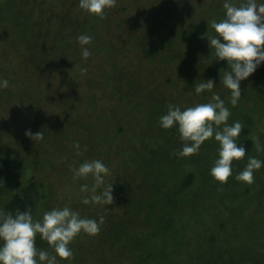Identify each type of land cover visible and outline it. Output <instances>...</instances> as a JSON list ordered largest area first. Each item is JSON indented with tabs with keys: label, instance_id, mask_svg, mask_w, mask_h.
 <instances>
[{
	"label": "trees",
	"instance_id": "trees-1",
	"mask_svg": "<svg viewBox=\"0 0 264 264\" xmlns=\"http://www.w3.org/2000/svg\"><path fill=\"white\" fill-rule=\"evenodd\" d=\"M19 1L21 4L16 7L15 0H0V30L9 27L4 31L3 39H12L14 44L16 43V46L13 44V52L16 51V53L18 52L23 56L12 75L14 80L16 79L15 74L20 76L21 80L16 86V96L22 98L19 100L18 105L26 107L23 101L26 96L32 94L31 90H33L32 85L29 84L27 87L28 81L34 83L32 79L35 80L36 76H41V74L34 76L28 71L29 65L34 67L32 68L33 72H47L45 69L51 65L60 68L59 73L61 75H66L68 71L75 70V76H82L81 80H83V76L88 74L89 78L85 77V80L87 90L91 91L88 96L90 104H94L92 107L96 110L94 116L97 121L105 119L108 123L110 122L111 130L108 133L112 135V138H110L111 142L108 146L110 148H105L106 156L110 151L111 154L113 151L117 157L118 152H128L127 156H119L118 160L110 165L109 173L105 176L106 184L113 182V201L107 204L109 206H105L107 209L104 207L100 212L104 216V222L101 223L99 231L88 236L89 238L79 240L76 245L70 246L73 254L67 258L58 257L61 264H71V262H74V264H147L148 261L157 264L154 261L157 259L154 253L165 256L167 258L165 264H264V240H262L261 231L258 229L253 232L249 228L251 226L244 225L245 222H235L233 218L232 221L234 222L225 217L223 225L206 227L201 236L196 233L194 238H203V244L196 243L195 251L193 254H189L187 258H174L182 250L172 251L167 249L168 243L173 240L188 237L187 222L190 224V219L200 220V217L196 218L195 215L194 218H189L185 213L187 206H191V211H194V207L201 199L195 197L192 192L188 193L187 191L198 180V171L193 170L200 168L195 166V168L187 169L186 172L180 170L182 173L176 177L178 183L169 185L166 188H162V182L166 183L170 179L174 180L175 171L172 174L170 173L171 177L170 174L164 176L166 170H162L156 176L151 177L153 169L151 168L150 159L148 161V157L143 152L145 148L143 137L145 134L152 135L149 129L155 128L153 123L156 125L157 123L155 119L146 118L144 120V118L148 112L152 115L160 103L150 102L153 99L151 97L152 93L148 91L144 84L145 80L142 74L139 71H131L128 67L129 55L136 56L138 62L146 65L149 64V61H153L149 55L151 50L152 52L158 51L157 55L158 53L162 55L176 54L168 59L179 60L177 63L179 68L183 66L187 68L184 70L185 72L183 71V75H186L184 77L186 87L194 90L195 82L212 77L216 83L209 93L210 95L213 92L219 93V88L223 86L222 76L225 67H227V62L226 59H215L214 53H212L213 50L210 49L207 37L204 35V33L215 34L214 29L211 28V25L209 28L205 27L204 23L207 24V20L213 17L218 20L223 17V0H206L200 7L195 5V0H189L188 5L183 3V6L180 7V14H178L179 8H177L175 12L170 11L169 14L164 15L159 6V12H156L159 16H149L146 19L150 20L152 25L156 27L163 23L170 24L168 34L171 33V35L166 37L164 32H158L160 35L158 40L151 38V35L155 34L154 31H149V36L143 32L141 26L139 28L136 24L135 31L130 30V19L126 17L123 21H117L116 29L111 30L109 25L103 23L101 16L81 9L78 0H60L64 13L57 16L61 18L60 21H57V26L53 24L55 11L52 8L54 6L52 2L54 0ZM123 2L124 4L133 2L135 5H139L142 0H115V3L107 7L105 12L110 9L121 14L125 9L121 5ZM155 2L157 1L155 0L152 3ZM233 2L239 3V0H233ZM136 11H138L136 16L141 21L140 15L143 16V12L139 9V6ZM183 11H185L184 14L188 19L185 22H182ZM48 12L50 15H48ZM202 12H204V15H201ZM65 13L72 16L75 13L79 17L80 14L83 15V22L81 21L83 32H81L92 36V42L90 41L87 45L92 53L90 55L97 57V63L92 64L93 68H88L83 63V66L72 69L70 65L72 60L69 59V56L74 57L75 55L77 57L81 44L77 40L79 33L73 34V41L71 40V34L64 28L66 17L69 16ZM161 13L163 14L160 16ZM97 19H100V21H97ZM159 19L164 22H159ZM75 20L77 19H73L72 22H75ZM142 21L146 22L145 19ZM62 22L64 25L62 27L58 26ZM180 24H191V28L189 31L184 30L182 33L177 34L174 27ZM97 26H99L98 31L96 30ZM155 41L159 43L158 46L154 44ZM143 42H146V46ZM74 43H76L75 49H70ZM22 46L23 48L18 51L17 48ZM140 50H144V52L142 53ZM189 52H191L190 56L183 58ZM0 58L3 59L1 55ZM81 67H86L87 70L81 72ZM9 69L11 70L12 67L6 68L8 72ZM217 73L220 74L219 77L217 75L214 78L213 75ZM3 77L8 79L9 76L4 74ZM73 78L74 76L71 75L66 82L72 81ZM39 80L42 81V79ZM5 88L7 89V87ZM3 91L5 90L3 89ZM227 91L230 92L229 89ZM241 91H245V89H241ZM55 92L52 94L56 95ZM202 93L205 96L208 95L205 90ZM132 95L133 97H131ZM224 101L229 108L232 106L229 100H226V97ZM262 101L264 102V100ZM153 107L156 109H153ZM31 108L28 106L23 110L28 112ZM146 108L148 111L145 113V110H140ZM238 117L242 124V130L237 140L244 143L247 152L239 160L234 159L233 169L240 168L244 165L248 156L255 154L258 143L254 132L257 131L259 121H253L251 115L246 111H240ZM135 127L137 129L141 128V131L136 132ZM118 132H124L127 139L120 140ZM131 133L133 138L128 139ZM93 134L98 135V133L95 134V130H93ZM175 137H178L177 133H175ZM98 138L101 140V135H98ZM120 141L126 143L120 147ZM133 141H138V146L127 148V145L131 146L128 142ZM97 151H94L93 155H98ZM161 154L162 157L170 155V153L167 154V150L162 151ZM198 154L206 155L204 153ZM194 157H196V154H194ZM199 182L209 188L224 183L214 179L210 173L202 176ZM41 189L42 185L34 175H31L25 183L17 182L13 184L11 192H4L5 198L0 197V210L8 211L16 208L23 210L25 206H31L34 217L41 200L44 198ZM148 189H150V192H147ZM96 190L100 191V188ZM215 191L217 190L215 189ZM226 191H224L223 198L220 201L222 206L228 208L226 204L234 197L230 195L231 190L228 191V194L225 193ZM160 192H162L160 197H156V194ZM149 195L152 197L149 199L150 202L148 201ZM125 198L128 200L125 201ZM193 226H190L193 229L192 232L195 231ZM207 229H210L212 233H208ZM217 237L218 240H215ZM242 237L245 243L250 241L251 243L261 244V248L254 251L253 246L243 243ZM207 240H212L213 244L208 247L205 246ZM260 249H262V252H260ZM49 250L54 251L51 245ZM110 251H112L113 257L106 256V253ZM127 254L130 256L128 261L125 260Z\"/></svg>",
	"mask_w": 264,
	"mask_h": 264
},
{
	"label": "rangeland",
	"instance_id": "rangeland-1",
	"mask_svg": "<svg viewBox=\"0 0 264 264\" xmlns=\"http://www.w3.org/2000/svg\"><path fill=\"white\" fill-rule=\"evenodd\" d=\"M153 1L155 0H142L139 5H135L133 2H126L125 4L123 2L121 5L125 8L124 12L119 14L117 11L108 9L102 16V21L113 30L116 29V23H118L119 20L123 21L124 17H126L130 19V30L135 31L136 24L139 28L141 26L143 32L149 36V31H154L155 34L151 35V38L158 40L160 38L158 32H164L165 36L168 37L171 35V33L168 34L170 24L163 23L159 27H156L146 18L149 16L158 17L159 15L156 12H159V6L163 10L164 15L169 14L170 11H172V13L175 12L177 8H179L178 14H180V7L183 6V3H187L188 5L189 0H156L157 2L152 3ZM195 1V5L200 7L206 0ZM52 3H54L52 8L55 11L53 24L57 26V21L61 20V18L57 16L64 13V8L61 6L60 0H54ZM20 4L19 0H15L16 7L20 6ZM212 5H214V3H212ZM138 6L143 12V16L140 15L141 21L136 16L138 12L136 9H138ZM184 12L185 11L182 12V22L188 20ZM162 14L163 13H161L160 16ZM48 15H50L49 12ZM201 15H204V12H202ZM82 17L83 15L81 16L80 14L79 17L75 13L74 16L69 15L66 17L64 28L71 34V40L73 41V34H80L83 32V26L81 24V21L83 22ZM73 19L77 20L72 22ZM143 19H145L146 22H143ZM97 21H100V19H97ZM159 22L164 21L159 19ZM204 24L205 27L209 28L210 24ZM63 25V22L62 24H58V26L61 27ZM99 26L96 27L97 31ZM190 28L191 24H180L175 25L174 31L178 34L182 33L184 30L189 31ZM5 30H0V55L3 57V59L0 58V76L8 74L9 84L7 89L5 87L0 88V197L5 198V193L11 192L13 184L17 182L25 183L31 175H34L37 181L42 185L41 191L44 196L34 218H39L45 210L53 206H63L65 203H68L70 207L78 210L82 216L98 218L102 215L100 212L104 209V206L99 203H92L91 201L89 203H84L81 197L87 193L81 192L79 187L81 183H88L91 185L93 182L92 177L89 174L88 177L73 179L72 166L78 165L85 159L98 157L101 160L103 159V162L110 169V165L116 162L119 156H127L128 152H118L117 157L113 151L112 156L110 151L106 156L105 148H110L108 146L111 142L110 138H112V135L108 133L111 130L109 126L110 122L108 123L105 119L103 121H97L94 116L96 110L92 107L94 104H90L88 96L91 91L87 90L85 80V77L89 78L88 74L83 76V80H81L82 76H75V70L68 71L66 75H61L59 73L60 68L51 65L45 69L47 72H33L32 68L34 67L29 65L27 68L28 71L34 76L39 74H41V76H36L35 80L33 78L32 80L34 83H30L26 80L28 81L27 87L29 84L32 85V94L26 96L23 101L26 107L24 105H18L19 100L22 98L16 96V86L21 80L19 78L20 76H16V74L14 75L16 77L14 80L12 75L23 56L18 54V52L16 53V51L13 52L14 41L12 39H3ZM143 43L146 46V42ZM154 44L156 46L159 45L157 41H155ZM14 45L16 46V43ZM85 46L88 47V45ZM75 47L76 43H74L73 47H70V49H75ZM81 47L82 45L79 46L80 49L77 57H75V55L74 57L69 56V59L72 60L70 61L72 69L83 66V63L86 64L88 68H93L92 64L97 63V57L93 55L83 57L81 55ZM22 48L23 46L17 48V50L19 51ZM147 48L149 47L147 46ZM140 52L143 53L144 50H140ZM157 52L158 51H149V55L153 61H149V64L146 65L138 62L136 56L129 55L130 62L128 67L130 68L129 70L135 72L139 71L140 74H142L145 80L144 84L148 88V91L152 93L151 97L153 99L150 102L160 103L157 105V109L153 107V109L156 110L153 113L151 112L152 115L148 112L144 118V120L146 118L155 119L157 125L153 123L155 128L149 129L154 136L144 135L143 133V140L145 143L143 152L148 157L147 160L149 161L150 159L151 161L150 164L153 169L151 177L156 176L157 173L162 170H166L164 176H166V174H172V172L175 171L176 175L174 176V180L170 179L169 182H162V188H166L169 185L177 184L176 177L182 172H186L187 169L195 168V166L200 168L193 170L198 171L197 176L199 181L202 176H206L207 173H210L209 169L214 158L218 154V141L213 138H207L201 144L198 152L186 156L176 155L182 143L178 137H175V133L178 135V132L175 126L170 128L161 127L158 120L159 115L167 110V105L169 103L187 106L198 102H206L211 98L209 93L211 89L205 90L208 93L207 96L202 92L196 93L193 89L190 90L185 85L186 80L184 77H186V75H183L185 72L184 70L187 68L185 66L179 68L177 64L179 60L168 59L176 54L162 55L158 53L157 55ZM212 53H214V51H212ZM190 54L191 52L186 55L182 53V55H184L183 58H187ZM174 64L175 66H173ZM7 67H12V69H9L10 71L8 72L6 70ZM71 75L74 76L73 80L66 82L67 78L69 79ZM217 75L219 77L220 74H214L213 77L216 78ZM39 79H42V81ZM240 88L245 89V91H241V96L237 104L229 108L230 116L227 122L231 123L233 120H239L238 113L240 111H246L251 115L253 121H259L254 136L258 142L257 145L259 144L261 147L259 150L257 148L255 154L252 156H258L264 159V102L262 101L264 100V62H261L255 71L250 73L247 77L241 79ZM3 89L5 91H3ZM219 89V95L223 99L226 97V100H229L230 92L227 91L228 88L223 85ZM223 89L226 90L224 91ZM54 91H56V95L52 94ZM131 97H133V95ZM28 106L32 107L31 110L24 112L23 109L28 108ZM140 110H145L144 113L148 111L147 108ZM25 129H30L33 133L40 131L42 135L35 137L26 135ZM93 130H95V134L98 133V135H101V140L98 138V135L96 136L93 134ZM135 131L139 133L141 128L137 129V127H135ZM118 136L120 140L127 139V137L124 136V132H120ZM131 138H133L132 133L128 136V139ZM76 140L80 142V152H76L74 149L73 141ZM124 143L126 142L120 141V147ZM128 143H130L131 146L127 145V148L138 146L139 142L133 141ZM164 150H167V154L170 153V155L162 157L161 152ZM94 151H97L96 153H98V155H93ZM152 151L153 153L151 154ZM198 153H204L206 155ZM194 154H196V157H194ZM244 165L238 169H233V174L221 185L218 184V186H214V188H209L208 186H204L202 182L200 184V182L196 180L195 184L187 190L188 193L192 192L195 197L197 196L201 199L194 207V211H191V206L186 207V216L194 218L193 216L195 215L196 218L200 217V220L194 221V219H190V224L187 222L188 237L181 240H173L168 243L167 249L172 251L182 250L181 253L176 254L174 258L184 259L185 257L187 258L189 254H193L195 251V244H203V238H194L196 233H199L198 235L201 236L206 227L211 225L219 227L223 225L225 217L227 219L229 218L231 222H234L232 218L235 219V222H245L244 225L251 226L253 229L251 227L249 228L253 232L259 229L263 238L262 240H264V165L253 170L254 179L250 184L235 178V173L240 171ZM180 170L182 172H180ZM171 174L170 177L172 176ZM215 189L217 191L214 192ZM226 189L228 190L226 191ZM229 190H231L230 195L233 196L234 199H231L230 202L228 201L226 204L228 208H226L221 205L220 199L223 198L224 191L228 194ZM148 191L150 192V189H148L147 192ZM161 193L162 192L156 194V197H160ZM151 198V195H149V202ZM127 200L128 199L125 198V201ZM105 206L109 205L106 204ZM108 211L110 212V210ZM192 225H194L193 227L195 228L194 232H192L191 230L193 229L190 228ZM207 232L210 234L212 233L210 229H207ZM88 236H91V234L81 231L70 241L69 246L73 244L76 245L79 240L81 241ZM36 239L37 241L35 242L38 248L47 249L50 253L53 252L49 250V243L41 239L39 234L36 235ZM215 240H218V237ZM242 241L244 244L253 246L252 249L254 251H258V249L261 248V244L251 243L250 241L245 243L243 237ZM212 244V240L205 241V246L207 247ZM260 252H262V249H260ZM106 256L113 257L114 255L112 251H110L106 253ZM126 256L127 258L125 260L128 261V257L130 256L129 254ZM154 256L157 258L154 260L157 264H165V261H167V258L161 254L154 253ZM59 264H61L60 260ZM71 264H74V262H71ZM147 264H154V262L148 261Z\"/></svg>",
	"mask_w": 264,
	"mask_h": 264
},
{
	"label": "clouds",
	"instance_id": "clouds-1",
	"mask_svg": "<svg viewBox=\"0 0 264 264\" xmlns=\"http://www.w3.org/2000/svg\"><path fill=\"white\" fill-rule=\"evenodd\" d=\"M115 0H78L79 7L98 16L105 14V9ZM224 14L221 19L215 17L207 20L215 34L206 35L210 49L217 60L226 59L227 67L222 76L223 85L230 89L229 103L237 104L241 96L240 81L264 62V0H223ZM92 36L80 33L77 40L82 45L81 55L88 57L91 52L87 45ZM81 72L86 67H81ZM221 77L219 78V80ZM212 77L203 78L194 83V91L201 93L212 89L215 85ZM7 77L0 76V88L7 87ZM230 109L217 92H213L206 102L182 106L169 103L167 110L159 115L161 127L175 126L178 139L182 142L176 152L178 156H186L200 150L207 138L218 141L217 155L209 169L216 180L226 182L233 174V161L245 156L244 143L237 140L242 124L239 120L228 123ZM25 134L35 137L42 135L40 131L25 129ZM76 152L81 151L80 142L73 141ZM86 147V146H85ZM260 145H257L258 150ZM264 165V159L248 156L244 167L235 173V178L251 183L253 170ZM109 173L108 166L99 158L85 159L72 166L73 179L93 178L91 185L81 183V197L84 203H99L105 207L113 201V182L105 183ZM103 186V187H101ZM100 188V191L96 189ZM106 208V207H105ZM107 209V208H106ZM104 216H82L78 210L65 203L47 209L39 218H34L31 206L23 210H0V264H59V258L71 257L73 252L70 241L81 231L95 234L100 229ZM46 240L54 249L38 248L36 235Z\"/></svg>",
	"mask_w": 264,
	"mask_h": 264
}]
</instances>
